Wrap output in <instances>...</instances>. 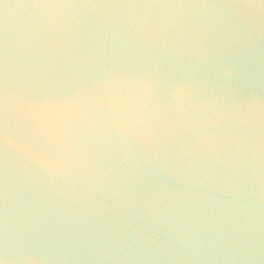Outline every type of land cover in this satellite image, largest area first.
Wrapping results in <instances>:
<instances>
[{"label": "water", "instance_id": "water-1", "mask_svg": "<svg viewBox=\"0 0 264 264\" xmlns=\"http://www.w3.org/2000/svg\"><path fill=\"white\" fill-rule=\"evenodd\" d=\"M0 264H264V0H0Z\"/></svg>", "mask_w": 264, "mask_h": 264}]
</instances>
